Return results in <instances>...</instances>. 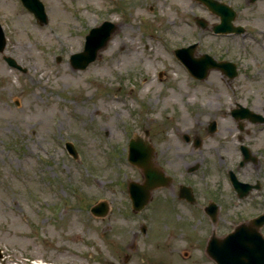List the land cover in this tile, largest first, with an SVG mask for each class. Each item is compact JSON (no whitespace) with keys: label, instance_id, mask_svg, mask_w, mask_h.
<instances>
[{"label":"rangeland","instance_id":"1","mask_svg":"<svg viewBox=\"0 0 264 264\" xmlns=\"http://www.w3.org/2000/svg\"><path fill=\"white\" fill-rule=\"evenodd\" d=\"M41 1L45 24L20 0H0L2 53L26 67H10L0 53V264L26 257L41 264H205L197 248L204 220L190 225L171 203L153 209L160 191L140 212L130 208L126 183L142 176L127 161V143L147 137L157 165L177 174L173 185L186 175L198 187L207 181L221 205L219 232L264 211V123L231 115L236 103L263 114L264 47L257 43L264 35L254 32L263 22L244 34L214 35L193 24L191 12L210 23L217 17L191 0ZM232 4L237 22L256 14L246 0ZM104 19L116 31L86 68H73L70 53ZM116 36L123 41L115 44ZM195 41V55L232 60L237 75L227 79L213 69L204 79L190 76L173 49ZM211 120L217 126L209 133ZM182 132L199 135L200 145L182 141ZM240 144L255 162L238 166ZM185 162L197 168L187 174ZM228 168L241 180L258 179L262 189L237 198ZM99 200L107 203L105 216L89 210Z\"/></svg>","mask_w":264,"mask_h":264},{"label":"water","instance_id":"2","mask_svg":"<svg viewBox=\"0 0 264 264\" xmlns=\"http://www.w3.org/2000/svg\"><path fill=\"white\" fill-rule=\"evenodd\" d=\"M27 8L32 10L35 16L40 21H45V13L43 5L39 0H22ZM206 1V0H205ZM209 2V1H208ZM207 2V3H208ZM212 4L214 7V3ZM224 8V7H223ZM226 9V8H225ZM224 9V11H226ZM230 16V14H229ZM231 18V17H230ZM226 25L219 24L214 27L215 31L231 30L230 19L228 14L222 19ZM115 24L104 21L100 26L93 27L86 35V41L83 51L72 54L70 61L74 68H84L90 61H92L97 51L103 47L111 34L115 30ZM5 45V36L0 26V51ZM193 45L190 47H182L175 50L176 56L187 66L191 73L199 78L206 76L210 68L218 67L222 69L229 77H233L235 68L231 62H215L208 55H201L193 57ZM7 63L11 66L21 68L15 60L10 56H3ZM25 70V69H22ZM235 117L248 116L252 120L264 121V117L251 112L247 108L240 107L233 110ZM215 128V122L209 125V129ZM66 146L71 153H75L72 145L66 143ZM242 152L245 156L244 160L248 158V150L245 146L242 147ZM152 147L147 140L137 136L132 138L129 143L128 158L131 163L139 166L142 169L144 180L141 183L136 181L128 182L129 196L134 210H140L150 199L151 191L169 182L168 178L164 177L157 167L153 166L151 162ZM243 163V161H241ZM234 185L239 191V196H243L247 191H241L242 188L251 187L250 184H241L234 181ZM91 211L96 215H103L107 212V205L105 202H99L91 207ZM252 225L242 222L237 224L234 229L222 239H213L211 244L207 247L208 254L218 263H233V264H264V237L260 232V227L264 223V213L255 216L251 219Z\"/></svg>","mask_w":264,"mask_h":264},{"label":"flooded vegetation","instance_id":"3","mask_svg":"<svg viewBox=\"0 0 264 264\" xmlns=\"http://www.w3.org/2000/svg\"><path fill=\"white\" fill-rule=\"evenodd\" d=\"M191 1H193L194 3H196L198 5H201L204 8V9L202 8L204 11H207L211 15L216 16L217 20L220 19L219 16L216 13H213L207 5H205L199 1H196V0H191ZM218 1L224 2L227 5H230L231 7H233L232 6V0H218ZM246 2H247V5H249L250 7H253V8L256 5L257 11H256V14H253L246 19V23L243 25L245 27L244 31L247 30V26H248L247 23H249V24L258 23L259 24L260 22H263V24H264V0H246ZM233 9L236 11V18H235V21H236L238 12L235 8H233ZM199 15L204 17L203 14L199 13ZM215 22H217V21L210 23V21L207 20L206 25H210V24H213ZM180 137H181V140L184 141L185 143H191L192 148L196 147L194 144L195 138H199L200 143H201V137L199 135H197L196 133H192V134L191 133H181ZM185 164H186L185 165L186 167H184V171L187 174H190L191 172H193L197 168V165H196L197 163L192 164L190 166H193L195 168L192 171H189L188 169L190 166H188L187 162H185ZM159 165L166 166V165H163L162 163H160ZM170 173L172 176L171 178H173V180L171 179V181H172L171 184H168L164 187H160V188L154 190L157 193L160 191L163 195L160 198L162 200H159L158 202L156 201L154 203L155 205H153V209H157L159 207V205H160V207H164L161 205H169V203H171L173 207H175V208L178 207L180 214L183 213V215H186V214L189 215L191 217L190 221H192L193 219H197L198 223L200 222V224H203L202 221L204 220V225L202 227V230L205 231V234H204L203 239L201 241L199 240V243L197 246V248L199 249V252H201L202 250H204V246H205L207 237L212 233V225L213 224L211 222V218H210L209 213H208L205 206L210 200L213 199L212 196L214 194L212 192L208 191V189H206V187L205 188L202 186L198 187L197 184H199V183L197 181H195L194 179H192V177H189L188 175H186L183 178V180L179 179L178 181H176L175 185H173L174 179H176L177 174L176 173L174 174L171 171H170ZM181 184H185V185L190 186V187H188L187 191H188V194H191V196L193 194V196H192L193 198L191 200H188V199L181 196V186H182ZM206 194L209 196H207ZM205 195L207 197H205ZM152 197H153V195H152ZM153 199H154V197H153ZM167 200H170V202H167ZM219 208H221V206ZM166 209H168L167 206L164 207V211ZM198 223H195V224L192 223L190 225L197 226ZM206 224H208L210 226L209 232L207 231V228L205 226ZM187 225L189 226V223H187ZM198 236H199V234H198ZM193 249L196 250L195 246L193 247ZM205 264H215V263L212 261H207Z\"/></svg>","mask_w":264,"mask_h":264},{"label":"bare ground","instance_id":"4","mask_svg":"<svg viewBox=\"0 0 264 264\" xmlns=\"http://www.w3.org/2000/svg\"><path fill=\"white\" fill-rule=\"evenodd\" d=\"M260 32H262V31H258V33H260ZM264 33V32H263ZM113 41H114V43L115 44H118V43H121L122 41H123V39H122V37H119V36H116L114 39H113ZM151 81L150 80H147L145 83V85L146 86H148V85H150L151 83H150ZM142 91L140 90V93H141Z\"/></svg>","mask_w":264,"mask_h":264}]
</instances>
